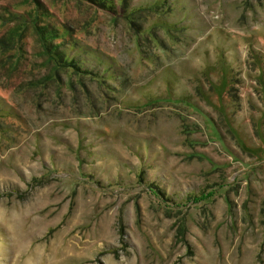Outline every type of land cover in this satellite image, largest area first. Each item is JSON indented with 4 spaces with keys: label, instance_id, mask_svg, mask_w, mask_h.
I'll list each match as a JSON object with an SVG mask.
<instances>
[{
    "label": "rangeland",
    "instance_id": "374dc122",
    "mask_svg": "<svg viewBox=\"0 0 264 264\" xmlns=\"http://www.w3.org/2000/svg\"><path fill=\"white\" fill-rule=\"evenodd\" d=\"M109 3L0 0V264H264V0Z\"/></svg>",
    "mask_w": 264,
    "mask_h": 264
},
{
    "label": "trees",
    "instance_id": "16d2710c",
    "mask_svg": "<svg viewBox=\"0 0 264 264\" xmlns=\"http://www.w3.org/2000/svg\"><path fill=\"white\" fill-rule=\"evenodd\" d=\"M80 1H84V2H87V3L94 4V5H96L95 2H97V3L99 4V6H101V7H103V8H108V6H109V4H110L109 1H111V0H80ZM111 3H113V2H111ZM50 33H51V31L46 32V31H44V30L41 29V28H40V30H39L40 38H41V40L44 41L46 44L50 43L49 41H50V40H53V39L55 38V37H53V36H50ZM51 35H52V34H51ZM55 53H56L57 55H59L60 58H61V60H62V55H60V53H58V52H55ZM156 194H159V195L163 196V194L159 193V191L156 192Z\"/></svg>",
    "mask_w": 264,
    "mask_h": 264
}]
</instances>
